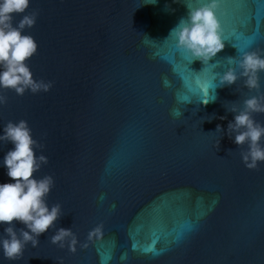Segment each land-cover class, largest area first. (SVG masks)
I'll return each instance as SVG.
<instances>
[{
    "label": "water",
    "instance_id": "obj_1",
    "mask_svg": "<svg viewBox=\"0 0 264 264\" xmlns=\"http://www.w3.org/2000/svg\"><path fill=\"white\" fill-rule=\"evenodd\" d=\"M185 2L30 0L36 19L24 32L38 48L25 63L52 83L0 88V127L27 121L48 158L35 175H52L46 200L62 215L15 259L0 249V264H264V161L246 167L247 143L224 131L226 107L264 92V71L259 90L213 75L228 57L264 50V0H219L224 47L207 62L169 34ZM252 115L264 124V112ZM9 147L0 141V157ZM60 226L77 236L75 251L51 242Z\"/></svg>",
    "mask_w": 264,
    "mask_h": 264
},
{
    "label": "clouds",
    "instance_id": "obj_2",
    "mask_svg": "<svg viewBox=\"0 0 264 264\" xmlns=\"http://www.w3.org/2000/svg\"><path fill=\"white\" fill-rule=\"evenodd\" d=\"M157 0H152L156 3ZM30 0H0V88H11L22 95L25 90L32 92L47 91L51 81L36 80L25 63L26 59L35 54L38 44L34 37L24 32L25 26L35 23L36 15L25 12ZM219 0H187L185 2L187 15L170 30L176 37V44L186 49L193 58L207 62L224 47L221 37L219 20L216 15ZM24 13L13 23L14 14ZM264 50H244L239 58L228 57V66L223 72L213 75L218 78V85H231L243 77V83L248 89H260L259 73L264 71ZM217 84L215 86H217ZM215 92L210 99L215 100ZM5 98L0 96V103ZM227 111L233 113L224 130L237 145L247 143V148L241 151V159L245 166L254 168L258 161H264V124L255 120L254 112H264V92L246 96L241 105L233 104ZM224 119L223 116L220 117ZM221 125H216V131ZM0 141L10 143L2 157L3 166L10 179L0 181V225H3L5 235L0 236V249L6 258L18 257L25 244L29 241L35 246L39 234L54 226L57 218L62 215V207L57 203L49 204L46 196L54 184L51 174L37 177L35 172L42 163L47 162L43 152H37L39 142L32 136L27 121L9 120L0 127ZM219 143V142H218ZM16 222L22 224L17 227ZM102 225L97 224L89 230L88 238L99 235ZM52 243L65 246L69 251H75L77 236L71 227H56L49 237ZM86 241L81 246H86ZM63 264V258L57 260Z\"/></svg>",
    "mask_w": 264,
    "mask_h": 264
},
{
    "label": "snow or ice",
    "instance_id": "obj_3",
    "mask_svg": "<svg viewBox=\"0 0 264 264\" xmlns=\"http://www.w3.org/2000/svg\"><path fill=\"white\" fill-rule=\"evenodd\" d=\"M188 67H189V65H188ZM190 68V67H189Z\"/></svg>",
    "mask_w": 264,
    "mask_h": 264
}]
</instances>
